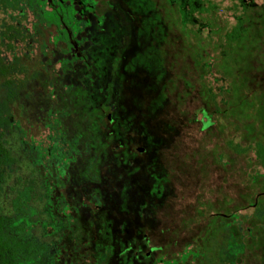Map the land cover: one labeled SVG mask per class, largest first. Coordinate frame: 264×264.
<instances>
[{
	"label": "rangeland",
	"instance_id": "374dc122",
	"mask_svg": "<svg viewBox=\"0 0 264 264\" xmlns=\"http://www.w3.org/2000/svg\"><path fill=\"white\" fill-rule=\"evenodd\" d=\"M27 1L30 0H0V20L4 19L9 24L13 21L20 28L18 32L16 29L12 31V34L17 35L15 39L13 37L10 41V36L4 39L1 48L6 50L8 46L12 47L14 55L17 56L16 61L20 59L26 70L25 79L29 81L27 85L30 88L16 100L13 112L22 122L28 136L37 142L48 144L46 125L49 123L64 132L80 129L82 134H86L84 131L91 128L94 131L103 129L104 118H101L97 108L104 99L103 92L108 83L114 85L113 92L117 97L115 109L118 112V121L123 125L125 117H134L137 106L143 105L144 101H151L155 92H162L155 91L156 85H161V80L160 76L158 78L154 75V63L162 67L167 79L173 78L170 68H178V72L182 73L178 77L174 75V79L177 95L185 100L182 104L184 107H167L158 109L157 112L150 109L147 113L150 116L146 121L148 133L153 132L154 137L160 136L164 140L163 145L167 146L165 148L169 149H163L161 145V150L166 159L169 158L170 164L168 175L164 177L165 200L161 207L153 209L146 204L141 209L140 200L137 201L138 206L134 200L129 209L122 210L118 207L119 213L112 221H107L104 209L96 210L94 204L97 201L92 199L93 196L86 194L85 198L83 193H91V188H96L92 194L105 197L113 195V189L107 191L104 185H109L111 180L116 179L115 175L122 178L124 175L108 172L106 167L109 163L105 162L96 175L95 182L91 183L90 177L81 178L83 165L77 163L67 173L68 180L63 179L67 185L63 189L55 188L52 196V210L59 217L65 212V207L61 205L58 197H70L74 192L75 196L68 199V211L76 219L75 226L79 231V235L74 237L67 229L59 237L58 264H94L102 253L109 257L107 264H155L154 257L158 259L160 252L149 255L145 260L143 252L160 246L163 247V255H167L164 260L172 262L184 256L185 245L182 244L185 243L192 244L189 249L203 250L208 261L203 257L187 262L179 261L178 264H218V250L221 245H225L230 230L238 221L245 229L238 235L241 240L245 238L249 241L245 236L246 226L253 228V234L260 235L264 232V214L257 217L253 206L245 201L247 197L254 196L256 191L255 185L252 186L248 180L258 168L254 157L251 153L246 156L236 155L224 143L231 139L241 147L248 146L250 137L247 138L245 131V120L248 121V117L242 115L255 113V110L248 109L247 105L250 103L264 105V0H202L192 10L194 25L183 24L177 7L165 0H102L107 8V13H104L105 20L98 16L96 25L101 27L96 29L94 19L89 15L92 26L85 34L87 42L80 47L83 52H76L74 55L76 58L81 55L86 57L85 65L71 62L66 71L60 70L59 62L63 58L69 60L72 54L64 57L63 51L67 50L65 46L52 41L55 36L53 28H34L37 22L33 11L26 6ZM53 1L60 13L64 14L65 24H68V15H65L63 9L67 11V4L73 0ZM84 2L93 9L95 0ZM97 2L102 6L100 0ZM35 12H38L36 18L43 15L40 8ZM102 13L101 8L97 9V15ZM49 16L54 20L55 26L59 27L57 19L53 15ZM239 23V40L230 43L227 35H232ZM56 32L60 33L59 30ZM156 56L158 58L154 61ZM190 61L192 66L193 63H207L213 67L212 73L208 70L209 75L205 74L203 79L206 87H212L216 100L224 97L222 93H218L221 86L229 83L236 88L235 81L239 84V88L233 89L228 96L235 104L230 111L223 113V117L219 118L213 110L209 111L212 108L207 106L212 107L211 104L205 105L209 100V92L202 86L191 91L194 85L199 84V76L197 73L192 74L195 70L189 65ZM61 67L63 68L62 65ZM34 72L39 74L35 84L30 80ZM188 82H192V88L185 86ZM130 103L135 105L131 115L128 113L132 108ZM239 105L246 109L239 108ZM89 106L95 110L93 116L88 115ZM204 108L208 111L200 113V109ZM155 115L159 117L158 120L163 121L165 118L176 119L179 116L181 119L179 125L175 121H171L169 126L160 125L156 124L158 121L154 122ZM201 115L203 129L211 125L212 121L215 124L200 131L201 125L192 122L195 119L201 120ZM209 116L212 120H209ZM138 129L140 130L139 125L132 129L138 133L132 137L130 149L153 148L150 145L152 140L148 138L151 136L146 131L143 134L146 137L140 138L143 132ZM178 131L180 133L175 136ZM69 134L67 133L68 136ZM101 142L99 140L91 145L90 151L81 146L78 157L86 160L98 159L100 156L102 158V153L107 150ZM147 154L146 150L141 156L146 157ZM219 155L223 156L221 163L217 160ZM51 173L48 183L53 185L56 169H52ZM43 176L47 178L45 174ZM133 189L136 188L120 190V194L133 196ZM240 196L245 197V202L239 205H242L239 208L243 210L238 213L241 219L237 220L233 218V212L236 210V203H240ZM80 202L86 203L87 210L84 212ZM218 212L228 218L230 230H224L225 222L214 216ZM222 212H227L230 217ZM210 217L213 218L208 219ZM133 219L140 221L139 229L135 231L131 230ZM207 226V234L200 239V230ZM144 235L147 244L142 242ZM105 236L107 239L103 241ZM128 245L133 247L131 254L119 257L116 262L111 261L117 260L116 254H122ZM114 249L118 252L114 253ZM248 253L252 255L246 254L247 264H260L264 257V243L260 247L250 248ZM98 264L106 262L99 261Z\"/></svg>",
	"mask_w": 264,
	"mask_h": 264
},
{
	"label": "trees",
	"instance_id": "16d2710c",
	"mask_svg": "<svg viewBox=\"0 0 264 264\" xmlns=\"http://www.w3.org/2000/svg\"><path fill=\"white\" fill-rule=\"evenodd\" d=\"M169 4H174L177 7L179 14L182 16L181 22L183 24L188 23L194 25L195 20L191 16L192 10L195 7L194 0H169ZM27 5L31 12L33 11V16L35 15L37 17L38 12L36 13L35 11H38V8L41 9L43 14L41 18H36L34 16L37 22L34 28H37V26L46 28L55 27L60 31L52 41L66 46L67 50L63 51L64 57L72 53L71 51L73 49L77 47L80 49V47L87 42L88 38L81 33L84 28L83 26L89 25V22L76 20L75 11L69 4H67L69 5L67 6L69 7L67 11L63 9L65 15H68V24H65V20H63V17H65L64 14L60 13L57 7H54L53 0H42V2H33V0H30L26 2V6ZM185 7L189 9L186 10ZM49 15H53L54 18L57 19V25L59 27L55 26L54 20H52ZM95 28L100 29L98 26H95ZM14 29H16L17 32L20 29L15 22L12 21V23L9 24L4 19L0 20V264H58L57 244L59 237H61L67 229L72 232V236L74 237L79 235V231L75 226L76 219H74L68 211L70 205L68 199L75 196L74 192L71 196L69 195L70 197H66L65 195L58 197L62 202L61 205L65 207V212L59 217H56V214L52 210V196L55 188L60 187L63 189L67 185L63 179L66 178L68 180L67 173L74 169L77 163L83 165L84 172L81 178L88 179V177H90L92 180H90L91 183L95 182V177L98 175L105 162L109 163L106 167L108 172L113 175H115V173L124 175L123 178L115 175L116 179L111 180L109 185H104L107 191H109L110 188L113 189L115 192L112 193L113 195H107L105 197L95 193L92 194V191L96 190V188H91L92 186L90 187L92 189L91 193L87 192L85 194L83 193L85 196L82 195L85 198L88 194L93 196H91L92 199L97 201L95 204L93 202L94 206H96V210H102L103 208L107 215V221H112L117 213H119L118 207L122 210L129 209L134 200L137 206V201L140 200L139 205L142 204V206H140L141 209L146 206V204L148 208L153 207L154 209L156 207H161L162 202L165 200L163 192L166 181L164 177L168 175L170 164L168 163L169 158L166 159L164 152L161 150V145H163L164 140L160 136L154 137L155 135L153 132L148 133L146 121L150 116H148L149 114L147 113L150 109L157 112L158 109H165L167 107H184L182 104H184L185 100L181 99L175 91L174 75L178 77L181 72H178V68H176V70L170 68L173 78L167 79L164 77L165 71L162 70V67L154 63V75L158 78L160 76L159 80H161V85H156L155 91L162 92L158 94L155 92L157 95L155 94L151 101H144L145 103L143 105H136L138 110H135V105L130 103L132 108L130 112H128L129 115L133 114V109L136 112L132 119H130V117H125V119H123V125L118 121V112L115 109L117 97L114 96V85L113 83H108L103 92L104 99L100 103L99 108H97L98 111H100L101 118H104L103 129L101 128L94 131L91 128L88 131H84L86 134H82L80 129L64 132L60 131V129L55 127L52 123H49L46 125L48 129V134L46 136L48 144L44 145V143L37 142L34 138L28 136L27 131L22 126V122L13 112L16 100L22 93H26L30 88V86L27 85L29 81L25 79L27 73L24 65L20 62V59L16 61L17 56L14 55L15 51L9 46L6 50L1 48L3 47L5 38L8 39L10 36V41L13 37L15 39L17 35L15 33L12 34ZM239 29L240 23L235 27L232 35H227V39L230 43L239 40ZM35 30L37 31V29ZM43 48H45V46H43ZM8 52H12V54H8ZM85 58L86 57H82V55L80 58L73 56L69 60L63 58L59 62V68L62 71H66L71 62H80L82 65H85ZM157 58L156 56L154 61H156ZM197 59H199L198 56ZM189 65H191L195 72L192 73L189 72L191 71L189 70L188 73H192L193 75L197 73L199 76V84L197 86L194 85L192 88V82H188L185 83V86H187V88L191 87V91H195V87L202 86L204 90L209 92V100H207V102L205 101V105L209 103L212 106H207L212 108L209 111L213 110L214 113L219 115V118L223 117V113H225L226 110L230 111L232 105L235 104L228 96L232 94L233 89L239 88V84L235 81L236 88L229 83L225 86H221L218 89V93H222L224 97H219L218 94L220 99L216 100L213 95L215 93H213L212 87L209 85L206 87V81L203 79V76L208 73V70L212 73L213 67L207 65V63L198 65L193 63L192 66L191 61ZM21 75L23 76L21 77ZM31 75H33V77H31L30 80L35 84L39 74L38 72H34ZM224 75H227L226 72H224ZM68 89L70 90L71 87ZM51 91L52 88L50 92ZM260 104L261 103H250L247 107L249 110H255V113H248L250 116L248 114L242 115L243 117H248V121L245 120V131H247V138L250 137V139H248L249 145L241 147L231 139L224 142L227 149L232 150L234 154L246 156L247 153H251L254 157L256 167L258 168L249 176L248 180L252 186L255 185L256 191L254 192V196L247 197L245 201L250 202L249 205L251 204V206H253L259 218L261 214H264V198H262L264 196V105ZM118 105L119 103L117 104V110ZM238 107L246 109L241 105ZM87 110H90V112L88 111L89 116H93L95 113L94 108L90 106L87 107ZM204 111H208V109H200V113H205ZM208 118L212 120L211 116ZM158 119L159 117H156V115L153 118L154 122L158 121L156 124H165L169 126L171 121H175L179 125L181 117L179 116L176 119L165 118L164 121ZM129 120H131V123H129ZM202 121L203 115H201V120L197 121L195 119L192 123H199L201 125L200 131H205L208 127L215 124V121H212L211 125L209 124L203 129L204 125ZM135 125H139L140 130L138 129V131L143 132L140 134V138L142 136L146 137L143 135L146 131L147 134L151 136L148 138L152 140L150 145L153 148H145L144 150L139 148L140 151L138 148L133 150L130 149L129 146L132 137L138 133L132 131ZM108 126H110V128H107ZM142 128L144 129L141 130ZM179 130H181V128H179ZM67 133H70L69 136ZM178 133H180V131H178L177 134L175 133V136H177ZM99 140L102 141L101 144H104L103 147L107 150L104 154L102 153V158L100 156L98 159L90 158L86 160L84 157H78L81 152V146V148L84 147L87 151H90L92 148L91 145H94V143ZM165 147H167L166 144L163 145V149L167 150L168 148ZM146 150L148 151L147 156L142 157L141 154L146 152ZM217 160L221 163L223 161V156L219 155ZM54 168L56 169V173L53 177L54 184L50 185L48 179L52 176L51 170ZM120 171L122 172L120 173ZM43 174H45L47 178H45ZM78 180H80V178ZM144 184H146V186ZM117 188L119 189L117 190ZM128 188H136L133 189L135 190L133 191V196L120 194V190ZM244 198L243 196L238 197L240 203H236L237 207L233 212V214H235L233 217L234 219H241V215L238 213L243 209L239 208L242 206L239 205L245 202L243 200ZM79 205L83 207L82 212L87 210L85 202H80ZM222 213L229 216L227 212ZM119 216L120 214L117 219ZM214 216L225 222L223 227L224 230H230L228 218H225L219 212ZM246 217L247 216H245V219ZM123 218H125V216H123ZM212 218L213 217H210L208 219ZM261 220L262 219H259V221ZM133 221L134 225H132L131 230H138L140 221H135V219H133L132 222ZM207 228L208 226L200 230V239L207 234ZM243 230L245 229L240 226V221L230 230L225 245H221L218 250V264H247V255L250 254L248 250L263 245L264 240L262 241L261 238L264 236V232L262 234L260 233V235H258V233L253 234V228H248V226H246L245 236L251 242L250 243L246 241L245 238L241 240L238 236ZM262 230L264 231V227ZM106 239L105 236L103 241ZM129 239L131 240V238ZM257 241L260 242L257 243ZM125 244L127 245V243ZM121 245L125 246L124 244ZM182 245H185L183 247L185 250L184 256L182 258L178 257L177 260H173L172 262L164 260L167 255H163V247L161 246L159 248H151L149 251H144L143 259H148L149 255L160 252L159 257H157L158 259L154 257L156 261L155 264H178L179 261L187 262L203 257L204 260L206 259L208 261L207 255H205L203 250L199 248L195 250L189 249V247L192 246L191 243ZM132 250L133 247L131 245L125 247L122 254L114 249V253L118 252V254H116L117 260L111 259V261L116 262L119 260V257L128 256L131 254ZM181 251L182 249L179 250L178 253ZM111 253L114 254L112 251ZM168 257H171V255L169 256L168 254ZM137 258L139 260V257ZM108 259V255L106 256V253H102V255L97 257L94 264H98L99 261L101 263L106 262L107 264V262H109ZM260 261V264H264V257ZM200 264L202 263L200 262Z\"/></svg>",
	"mask_w": 264,
	"mask_h": 264
},
{
	"label": "flooded vegetation",
	"instance_id": "af4514ba",
	"mask_svg": "<svg viewBox=\"0 0 264 264\" xmlns=\"http://www.w3.org/2000/svg\"><path fill=\"white\" fill-rule=\"evenodd\" d=\"M35 1L42 2V0H35ZM100 1L102 2V6L98 5L97 0H95L94 5H93V9H92V6L88 7V5L86 4V2H84V0H73L71 3H68L71 6V8L75 11V14H76L75 15V18H76V20H81V21H85V22L88 21L89 22V25L83 26L84 28H83L82 33H81L82 35H85L86 31H88L90 29V27L92 26L89 15L92 16L93 19H94V24H95L94 27L97 26L96 25V23H97L96 22V19H97L98 16H99V18L102 17L103 21L105 20V14L104 13H107L105 11V9L107 10V8L105 7V4H103L104 1H102V0H100ZM165 1L169 3V0H165ZM201 1L202 0H194V4L196 5L199 2H201ZM53 3H54V1H53ZM186 3H188V2H186ZM54 7H55V4H54ZM99 7L103 11V13L101 15H97V9H100ZM90 8H91V10H90ZM185 9L188 10L189 8L188 7H185ZM92 11H94V12H92ZM179 17L181 19V17H182L181 14H179ZM100 27H101V25H100ZM52 28L54 29L55 36H56L57 35V32L56 31L58 29L55 28V27H52ZM54 37H53V39H54ZM65 48H66V46H65ZM71 52L72 53H70V54H72V57H73L76 52L80 53V52H83V51L80 50L77 47V48L73 49ZM139 151H140V149H139ZM142 242L144 244H147L148 243L147 238H146L145 235L142 237Z\"/></svg>",
	"mask_w": 264,
	"mask_h": 264
}]
</instances>
